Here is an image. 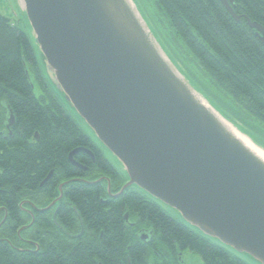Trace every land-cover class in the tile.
<instances>
[{"label":"trees","instance_id":"16d2710c","mask_svg":"<svg viewBox=\"0 0 264 264\" xmlns=\"http://www.w3.org/2000/svg\"><path fill=\"white\" fill-rule=\"evenodd\" d=\"M153 1L213 97L208 103L264 150V46L245 20L264 28V0H226L239 23L221 0ZM41 72L30 38L0 13V206L9 222L0 239L12 244H0V264H188L191 256L200 264H258L135 186L109 198L108 185L118 193L127 175L81 130V119ZM62 184L54 221L51 211H25L56 200ZM80 223L81 239L67 238Z\"/></svg>","mask_w":264,"mask_h":264},{"label":"water","instance_id":"95a60500","mask_svg":"<svg viewBox=\"0 0 264 264\" xmlns=\"http://www.w3.org/2000/svg\"><path fill=\"white\" fill-rule=\"evenodd\" d=\"M19 1L47 79L127 175L118 193L108 185L109 198L135 186L202 235L264 264V162L179 73L133 0ZM221 2L239 23L231 2ZM245 20L264 46V28Z\"/></svg>","mask_w":264,"mask_h":264},{"label":"rangeland","instance_id":"374dc122","mask_svg":"<svg viewBox=\"0 0 264 264\" xmlns=\"http://www.w3.org/2000/svg\"><path fill=\"white\" fill-rule=\"evenodd\" d=\"M133 2L136 11H138L142 20L147 25L149 31L152 33L155 42L160 45L163 52L167 55L171 63H173V65L178 69L179 73H181L185 77L189 84L193 85V87L195 86V90L197 91L198 89L199 93L202 94L206 98V100H208L210 103H214L213 97L206 94L204 90L205 83L200 81V73L194 70L192 66H188L189 63L186 62L185 58L186 53L181 51V43L173 39V31H171L169 28L168 20H166V18H164L159 10H157L154 1L133 0ZM21 7L22 5L20 4L19 0H0V13L3 16L6 15L10 17L12 23L15 26L19 27L30 38L32 45L35 48L36 58L39 64V68L42 71V79L44 80V78H46V75L43 66V59L41 58L38 47H36L31 28L28 25L26 16L24 15ZM61 101L65 102L63 96L61 98ZM76 122L80 126L81 130L88 134L91 140L95 142L96 146L98 145V147L101 148V144L97 142V140H95L93 132L90 131L87 125L83 121H80L78 119H76ZM102 152L117 169H121V164H118L116 161L114 162V158L110 156V153L107 154L103 149ZM188 264H200V261L197 258L191 256L189 257Z\"/></svg>","mask_w":264,"mask_h":264},{"label":"flooded vegetation","instance_id":"af4514ba","mask_svg":"<svg viewBox=\"0 0 264 264\" xmlns=\"http://www.w3.org/2000/svg\"><path fill=\"white\" fill-rule=\"evenodd\" d=\"M7 123H8V120H7ZM6 125H8V124H6ZM10 125H12V124H9L8 126H7V129L9 130V126ZM90 155V154H89ZM91 156V155H90ZM91 159L92 160H94L93 158H92V156H91ZM104 179V178H103ZM102 180H100L99 182H101ZM97 182V181H96ZM98 182V183H99ZM98 183H96V184H98ZM93 185V184H92ZM95 185V184H94ZM62 191H61V194L59 193V196L56 198V200H53L51 203H49V204H47L45 207H38V206H33V205H31V208L30 209H28V210H25V211H27V213L31 216V217H33L36 213L37 214H45V212H48V211H51L52 212V220L53 219H55V217H56V215L59 213V211H60V204H61V200H62ZM59 199V200H58ZM23 202H25V201H23ZM53 202H55V204L52 206V207H50L48 210H46L44 213H40V212H38L36 209H40V210H42V209H45V208H47V207H49ZM64 205H66V203L64 204ZM21 206V205H20ZM20 206H19V208H20ZM34 208H35V210H34ZM126 215H124V218H125V220L127 221V216L125 217ZM54 221V220H53ZM8 225H9V222H7V213H6V211H5V207L2 205V206H0V230L2 229V232L3 231H8ZM84 228H83V225H82V223H80V231L77 233V234H75V235H71V234H68V237L67 238H70V239H72V240H78L79 241V239H81V236L83 235V233H84ZM102 235H103V233L101 232L100 233V235H99V240L102 238ZM143 234H141V235H139V237L140 238H143V236H142ZM25 242H27V243H30L29 241H26L25 240ZM6 244V245H8V246H10V247H12V244H11V242L7 239V238H5V237H3V239H0V244ZM117 264H120V262H118ZM155 264V263H154ZM156 264H161V263H156Z\"/></svg>","mask_w":264,"mask_h":264},{"label":"bare ground","instance_id":"6f19581e","mask_svg":"<svg viewBox=\"0 0 264 264\" xmlns=\"http://www.w3.org/2000/svg\"><path fill=\"white\" fill-rule=\"evenodd\" d=\"M223 126L227 128V130L231 133L232 136H234L236 139H238L241 144H243L244 147H246L248 150H250L256 157L261 159L264 162V151H262L260 148H257L254 146L249 139L245 138L244 136L240 135L238 132H236L229 124L221 121Z\"/></svg>","mask_w":264,"mask_h":264}]
</instances>
